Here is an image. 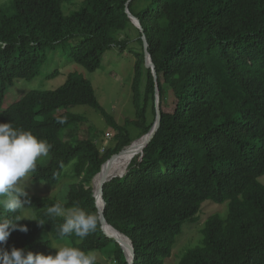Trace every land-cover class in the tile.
<instances>
[{
	"label": "trees",
	"instance_id": "16d2710c",
	"mask_svg": "<svg viewBox=\"0 0 264 264\" xmlns=\"http://www.w3.org/2000/svg\"><path fill=\"white\" fill-rule=\"evenodd\" d=\"M71 1L0 5V122L51 144L29 173L33 181L52 187L65 181L62 198L29 194L32 204L19 214L45 224L22 219L18 223L28 232L12 231L3 247L54 254L55 247L71 245L128 264L120 245L101 229L91 183L111 156L151 128L157 84L159 128L127 173L103 186L106 221L132 241L133 264H164L184 224L201 222L200 242L190 243L176 264H264V0H81L76 11L63 7ZM143 36L156 82L144 65ZM129 45L135 49V116L124 125L105 111L82 73L64 74L57 65L50 78L64 76L58 87L30 90L2 106L16 83L35 78L49 51L61 48L64 60L92 72L107 50L122 52ZM74 105L95 108L117 131L104 152L102 140L79 133L77 127L89 126L70 111ZM128 127L138 130L135 138ZM57 201L96 214V230L85 238L60 236L63 218L45 215ZM208 201L228 202L227 215L201 218ZM12 215L0 208V218Z\"/></svg>",
	"mask_w": 264,
	"mask_h": 264
},
{
	"label": "clouds",
	"instance_id": "9594fccd",
	"mask_svg": "<svg viewBox=\"0 0 264 264\" xmlns=\"http://www.w3.org/2000/svg\"><path fill=\"white\" fill-rule=\"evenodd\" d=\"M7 1L8 0H0V5H7ZM129 14L138 21L139 27L131 20L132 23L137 28L141 29L139 20L136 17H134L131 13ZM147 52L149 53L148 42H147ZM48 53L46 57H48ZM249 63H251V61H249ZM45 64L46 62L43 65H41L39 69V73L35 76V78L41 75V77L44 80L48 81L50 79V76H52L53 74L52 71L55 69V67L46 70L43 74H41V69L45 66ZM144 65H145V58H144ZM148 69L151 70L153 79L156 82L157 74L155 80L152 69L151 68ZM154 70H155V66H154ZM156 87L158 88L157 84L155 85V88ZM92 88L94 94L96 95L93 85ZM44 89L45 88H30V90H44ZM125 89L130 90L129 95L131 96L132 93L131 86L125 85ZM99 90L102 92V89L100 87ZM126 92L128 91L126 90ZM159 95H160V91H159ZM155 100L156 98L154 91V107H155ZM3 108H7V107H3ZM159 112H160V120H161L160 101H159ZM58 122L64 123L65 120L63 118H60L58 119ZM155 122L156 119L153 125L151 126V128L145 134L141 135L138 138H135L129 145L125 146L124 149H127V147H129L132 144L138 145L142 143V140L152 132L153 130L152 128L154 127ZM159 125H160V121H159ZM158 128L155 131H153V134L149 142L152 140ZM105 135L106 138L109 140L110 139L109 133L106 132ZM149 142L147 143V145L149 144ZM108 145L109 144H107V140H105V142L102 141L99 149L100 152L101 153L104 152L105 147ZM51 147H52L51 144H49L45 139L38 138L30 130H24L22 128L14 127L10 121L0 122V208L4 209L7 213L15 214L7 218H0V264H97V257L94 252L92 251L86 252L78 247L71 245L55 247L56 252L54 254L33 253L32 251L17 247H12L11 250L8 251L3 247V245L7 242L8 237L10 236L12 231L19 230L24 233L28 232V226L26 224L18 223L22 219L24 218L35 219L38 221L39 225L41 226L45 224L44 220L42 219L30 218L26 215H21L19 213L26 206L32 204L31 198L29 197V194L26 190L27 187L26 178H28L30 172H33L36 169L38 158L46 157L49 154ZM143 151L133 155L131 161L138 155L142 156ZM127 169L125 170V174L127 173ZM115 178H121V177H115ZM261 183L264 184V178L261 179ZM45 215L48 216L49 218H55V217L63 218L64 222L59 226L58 229L60 236L75 235L76 237L79 238H85L89 234L94 232L98 225V216L96 214L87 212L82 208H80L79 206L66 209L65 206L59 201H57L52 206L47 207Z\"/></svg>",
	"mask_w": 264,
	"mask_h": 264
},
{
	"label": "rangeland",
	"instance_id": "374dc122",
	"mask_svg": "<svg viewBox=\"0 0 264 264\" xmlns=\"http://www.w3.org/2000/svg\"><path fill=\"white\" fill-rule=\"evenodd\" d=\"M81 0H72L71 2L63 3L64 8L73 7L71 11H76L81 7ZM134 47L129 45L124 51L117 49L107 50L102 58L101 65L95 71H87L81 66H75L67 59L64 60L61 48L56 49L48 53L45 66L41 69V74L46 70L52 69L57 65L61 73L66 74L68 71H78L82 73L84 78L92 83L97 98L101 106L114 118L118 125H122L128 121V119H134L135 107L133 104L132 93L130 90L125 89V85H132L134 77ZM65 81L64 76L57 75L50 78L48 81L44 80L41 75L34 78L30 82L25 84L16 83L5 95L2 106H9L10 103L19 100L22 96L30 91V88H45L54 89ZM102 89V92L99 90ZM126 90L128 92H126ZM109 93V94H108ZM73 114H78L85 121L89 129H86L83 125L78 128L79 133L82 135L86 131L89 132V136L97 140L98 143L107 140V144H110L117 133L115 129L108 126L101 113L93 107L88 105H74L69 107ZM169 111L170 109H164ZM61 111L60 113H63ZM80 126V124H78ZM108 132L110 139L106 138L105 133ZM128 133L131 138H135L138 135V130L132 127H128ZM45 158V157H44ZM117 168V166H116ZM119 169V168H118ZM118 172H120L118 170ZM264 178L261 177L260 180ZM27 187L26 190L30 195L38 196H50L56 198H62L65 193V181H61L57 186H48L44 183H37L33 181L29 174L26 178ZM228 213V202L222 204H216L212 202H204L201 205L200 217L204 218L208 214H219L226 216ZM203 227V222L190 225L185 223L183 227L182 235L177 239L171 255L165 259L164 264H176L180 260L183 253L188 249L187 247L192 242H200L202 235H200V229ZM200 236V237H199ZM194 242V243H195ZM96 254L97 262L104 264H112L110 259L100 251H92Z\"/></svg>",
	"mask_w": 264,
	"mask_h": 264
},
{
	"label": "water",
	"instance_id": "95a60500",
	"mask_svg": "<svg viewBox=\"0 0 264 264\" xmlns=\"http://www.w3.org/2000/svg\"><path fill=\"white\" fill-rule=\"evenodd\" d=\"M129 18L139 27L138 21L133 18L129 13H128ZM143 39V45H144V50H145V66L147 68H151L152 72L154 74V78L156 80V73L154 70V65L151 61L150 55L147 52V42L145 37L142 38ZM155 110H156V122L154 127L152 128V132L142 140V143L140 144H132L129 147H127V149H124L122 151H120L118 154L111 156V158L109 160H107L101 167V170L99 173H97L95 175V177L92 180V187H93V194L94 197L96 199V203H97V208H98V213H99V220L101 223V228L104 232V234L109 237L114 239L121 247V249L124 252L125 257L128 260V264H132L133 263V258H134V248L132 245L131 240L126 237L125 235H123L121 232H119L118 230L114 229L112 226H110L108 224V222L105 219L104 216V208L106 205V202L103 199V186L105 185V183L111 181L113 178L115 177H122L125 172L123 174L120 175H114L108 174V170L111 167V164L113 163V160L115 158H117L119 155L124 154L125 152H127L128 150L130 152H132L133 155L137 154L138 152H142L143 148L147 145V143L149 142V140L151 139V136L153 134V131H155L158 126H159V121H160V112H159V101H160V95H159V91L158 88H155ZM95 181H98V186H96ZM100 200V202H99ZM106 229H109L110 232H107ZM112 232V234H111ZM110 233V234H109Z\"/></svg>",
	"mask_w": 264,
	"mask_h": 264
},
{
	"label": "bare ground",
	"instance_id": "6f19581e",
	"mask_svg": "<svg viewBox=\"0 0 264 264\" xmlns=\"http://www.w3.org/2000/svg\"><path fill=\"white\" fill-rule=\"evenodd\" d=\"M132 156H133V154L129 150L127 152H125L124 154L119 155L117 160L109 168L108 174L109 175H111V174H114V175L123 174L125 172V170L127 169V166L129 165V163H130V161L132 159ZM116 166H117V168H116ZM118 170L120 172H118ZM96 182H95V184H96V186H98V181H96ZM99 202H100V200H99ZM106 231L110 232L109 229H106ZM111 234H112V232H111Z\"/></svg>",
	"mask_w": 264,
	"mask_h": 264
}]
</instances>
